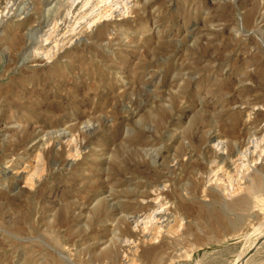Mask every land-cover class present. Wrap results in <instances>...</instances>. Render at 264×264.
<instances>
[{"label": "rangeland", "instance_id": "obj_1", "mask_svg": "<svg viewBox=\"0 0 264 264\" xmlns=\"http://www.w3.org/2000/svg\"><path fill=\"white\" fill-rule=\"evenodd\" d=\"M8 1L0 264H264V146L251 164L263 179L253 197L239 188L249 177L226 191L213 181V169L233 174L230 156L264 136V0H138L51 59L35 52L45 20L65 7L33 0L20 21L1 18ZM38 158L31 181L15 174ZM157 199L164 223L149 231L176 228L150 245L139 222L162 210Z\"/></svg>", "mask_w": 264, "mask_h": 264}, {"label": "bare ground", "instance_id": "obj_2", "mask_svg": "<svg viewBox=\"0 0 264 264\" xmlns=\"http://www.w3.org/2000/svg\"><path fill=\"white\" fill-rule=\"evenodd\" d=\"M136 1L138 2V0H58L55 2V4L52 3L54 6H51L52 9H50V11H52L53 9L58 10L60 8V6H62V8L64 6L65 7L64 10L66 11V14L63 13L64 14L63 18L61 20H58V21H57V19H55V20H53V22H51V21H49V17H48V19L45 20L46 22L44 24H48V27L51 25L52 27H50L49 30L47 28V31L45 30L44 34L42 33L43 35H41V39L38 37L40 39L41 45H40V48L38 50H36L35 55L36 56L41 55V57H42V55L44 54L46 56V58L48 57L49 59H51L52 56H54L55 54H58L60 51H63L64 49H66L67 45L73 44L75 39H76L75 41L80 42L83 39L84 34L88 33V30H91L92 27L100 25L98 27L100 30H103L104 28L105 29L110 28L109 26L111 24H113L111 22H113L114 17H116V18L119 17V18L124 19V18H127L129 14L134 12L133 10L131 11V8H132V6L133 7L135 6ZM32 3H33V0H14V1L9 0L8 2H6L4 4L5 7L3 8L2 12H1V18H4V17L8 18V17L14 16L16 19L19 18L20 21L22 19L28 18L31 11L35 7V5ZM45 4H47V3H45ZM47 16H49V15H47ZM67 20H69V21L67 22ZM0 21H1V19H0ZM51 23H53V24H51ZM62 25H65V27L63 26L64 28L63 27L61 28ZM38 32H40V31H38ZM35 33H36V31H35ZM38 34L39 33H37V35ZM24 37L27 40L33 41L36 38V35L29 32V30H27V32L24 34ZM102 37H105V35L102 34ZM96 41H98V40H96ZM29 46L30 45L25 44V47H24L25 54L27 52H29V49H31ZM38 47H39V45H38ZM28 55L30 56V52ZM28 55L24 56V57H26V60L28 59L27 58ZM45 56H43V57H45ZM23 59L25 60V58H23ZM56 133H58V132H52V133H50V135H52V134L55 135ZM255 138H256V140L254 142H255L256 146L253 144L255 146L253 149L254 150L253 152H250V148H248V147L243 149V150H245L244 152H242L243 150L241 151V149H240V153L238 155L236 154L235 158L230 156L229 161L227 163H225L226 165L229 166V168H231L233 174H231L230 169L228 171H226L228 168L225 169L226 167L224 168V166L221 167L219 165L215 169H213L214 180L213 179L212 180L215 181V183H217L218 188L226 191L228 185H231V179L236 178V180H237V178H238V180L241 181L242 178L246 179L245 177H247V180L250 178L248 185L244 189H241V188H243L245 185L243 187H239V188H240L241 192L244 191L248 195L247 198L249 196L250 197L254 196L255 192L259 189V186L262 183L263 179L260 176H258L257 174L253 173V171H252L253 169L251 170V168H252L251 164H254L253 165V167H254L255 164H257V161L259 160L258 158H257L258 159L257 161L255 160V158L257 156L256 153H257L259 148H262L264 146V136L262 137L261 140H259L258 137H255ZM224 144H225V142H223L222 140H218L215 145H217V147L219 148L221 146L223 147ZM247 145H248V142H247ZM250 146H252V145H250ZM261 151H262V149H261ZM260 153H263V152H260ZM252 155H254V156L252 157ZM259 157H261V156H259ZM39 158L36 161H34V164L28 166L27 168L25 167V169H21L20 167H16V169H15L16 173L15 174L16 175L25 174L26 176L29 175V177H30L29 180L31 181V179L33 177H35L36 174L40 171L39 166H40L41 160ZM255 161H256V163H255ZM31 170H34L32 174H30ZM250 170L252 171L251 173L254 174V175L252 174L253 176L250 175L251 174ZM221 171H223V173H225V172L227 173V176H228L227 180L223 179L225 177H223V178L220 177L219 172H221ZM210 177H212V176H210ZM209 181H211V180H209ZM213 181L211 183H213ZM235 190H234V192H235ZM159 191L157 193H155L156 195L152 194V197L149 196L151 201H156V197L159 196L157 194L160 193ZM230 191L232 194V192H233L232 189H230ZM234 192H233V194H234ZM238 192L241 193L240 191H238ZM162 196L160 195L159 199H161ZM244 197H245V195H244ZM159 201L160 200L157 199V202L154 205L155 207H158L160 205ZM240 203L242 204V202H240ZM161 207H162V205L159 206V208H161ZM159 208H156V210ZM163 210L164 209L160 210V212L159 211L155 212L154 213L155 215L151 214L150 216L143 218V220L142 221L140 220L139 223H141L142 225H148V227L147 226L146 227H147V230L149 231V229H148L149 225H153L152 223L155 222V220L161 221L160 219L163 218V216H162ZM168 210L169 209H167V211ZM167 219L168 218H166V220ZM167 221H169V220H167ZM169 222L171 223V221H169ZM169 222H166V223H169ZM157 223H164V222L161 221V222H157ZM157 223H156V225H154L153 228L150 226L152 228V230H150L149 232H147L146 230L145 231L147 233L143 232L144 236H143V239H141L142 243H148L150 245L156 244V241L158 239H160V237H162L164 234L170 235L173 232V229L176 228V227L174 228L175 225H173L172 223H171L172 224L171 226L168 225L169 226L168 228H167V226H165L166 228H164L162 225L157 226ZM142 225L139 224V226H141V228H142ZM137 226H136V228L139 230L140 228H138ZM142 229H144V228H142ZM164 229H167V230H164ZM140 231H142V230H140ZM174 233H175V231H174ZM171 236L173 237L172 234H171ZM135 249H137V248H135Z\"/></svg>", "mask_w": 264, "mask_h": 264}]
</instances>
